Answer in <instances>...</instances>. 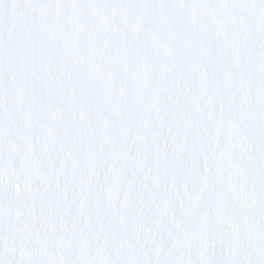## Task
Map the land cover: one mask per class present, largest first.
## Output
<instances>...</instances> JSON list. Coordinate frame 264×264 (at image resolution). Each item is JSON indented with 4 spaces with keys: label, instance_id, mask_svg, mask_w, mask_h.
Segmentation results:
<instances>
[{
    "label": "snow or ice",
    "instance_id": "obj_1",
    "mask_svg": "<svg viewBox=\"0 0 264 264\" xmlns=\"http://www.w3.org/2000/svg\"><path fill=\"white\" fill-rule=\"evenodd\" d=\"M0 264H264V0H0Z\"/></svg>",
    "mask_w": 264,
    "mask_h": 264
}]
</instances>
